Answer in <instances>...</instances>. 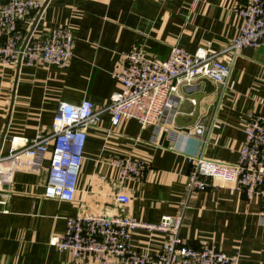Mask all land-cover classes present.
I'll list each match as a JSON object with an SVG mask.
<instances>
[{"label": "crops", "instance_id": "crops-1", "mask_svg": "<svg viewBox=\"0 0 264 264\" xmlns=\"http://www.w3.org/2000/svg\"><path fill=\"white\" fill-rule=\"evenodd\" d=\"M43 2L42 12H31L22 30L44 38L51 29L67 26L76 37L74 52L64 67L0 62V156L8 154L12 141L48 134L60 102L107 105L121 91L111 71L132 47L161 60L173 44L190 54L213 52L229 44L241 24L234 13L241 0ZM197 84L198 90L179 85L171 96L176 112L190 116L196 108L191 96L202 94L195 122L185 127L170 124L155 133L131 119L112 127L109 114H102L97 126L87 129L71 201L43 197L48 155L39 170L17 165L10 183L0 185V199L7 195L6 204H0V264H88L72 260L52 244L64 232L67 217L116 214L157 223L180 210L190 157L201 153L235 163L244 123L250 114L264 116V42L238 53L214 114L218 87L208 79ZM125 155L145 159L149 169L141 183H123L129 201L122 203L115 200L118 171L106 160ZM260 208L259 199L248 201L241 190L226 186L196 192L184 212L179 238L191 247L213 243L227 254L237 252L239 264H264ZM164 239L161 232L137 229L130 244L139 252L155 253Z\"/></svg>", "mask_w": 264, "mask_h": 264}, {"label": "built area", "instance_id": "built-area-1", "mask_svg": "<svg viewBox=\"0 0 264 264\" xmlns=\"http://www.w3.org/2000/svg\"><path fill=\"white\" fill-rule=\"evenodd\" d=\"M195 1V0H194ZM43 0H0V62L24 66L43 64L64 67L73 55L76 37L67 26L51 29L44 38L22 30L26 17L40 13ZM240 18L239 32L222 49L190 54L177 44L171 45L166 59H154L139 46L121 55L111 75L121 84V91L101 108L83 100L77 105L57 104L48 134H37L31 140L12 141L7 155L0 156V185H8L17 165L39 170L49 156L47 181L43 197L71 201L76 192L79 169L83 159L86 132L109 114L115 127L124 119L135 120L141 129L152 127L155 133L173 124L176 107L171 103L178 86L187 87L208 79L217 87L216 112L228 86L234 60L246 47L264 42V0H241L234 8ZM198 131H200L198 129ZM244 141L237 161L227 164L205 158L201 153L190 157L191 168L186 175V190L180 210L164 215L157 223H144L131 217L81 215L66 218L63 233L52 240L53 246L68 252L72 260L88 264H239L237 252L227 254L213 243L187 246L179 238L184 212L190 197L199 191L221 188L241 190L248 201L259 199L258 223L264 226V116L250 114L242 127ZM117 171L120 183L116 202L127 203L123 183H141L149 169L148 162L132 155L106 160ZM7 195L0 204L5 205ZM137 229L165 234L155 253L139 252L131 247V236Z\"/></svg>", "mask_w": 264, "mask_h": 264}, {"label": "water", "instance_id": "water-1", "mask_svg": "<svg viewBox=\"0 0 264 264\" xmlns=\"http://www.w3.org/2000/svg\"><path fill=\"white\" fill-rule=\"evenodd\" d=\"M187 89L186 90H198L199 86L197 83H193L189 86L186 87ZM202 97V94L201 96L200 95H194V96H191V100H194L195 102V110L193 112V114H191L190 116H183L182 114H179V113H176L174 118H173V125L177 126V127H185V126H188L192 123L195 122L196 120V117L198 116L199 114V101ZM183 98H185V96L183 95ZM185 120H189V122H185Z\"/></svg>", "mask_w": 264, "mask_h": 264}, {"label": "rangeland", "instance_id": "rangeland-1", "mask_svg": "<svg viewBox=\"0 0 264 264\" xmlns=\"http://www.w3.org/2000/svg\"><path fill=\"white\" fill-rule=\"evenodd\" d=\"M205 158H206V157H205ZM225 186H231V185H229V184H228V185H227V184H225Z\"/></svg>", "mask_w": 264, "mask_h": 264}]
</instances>
